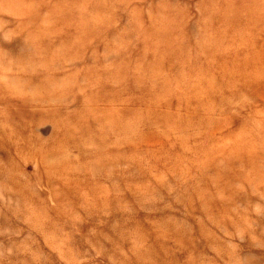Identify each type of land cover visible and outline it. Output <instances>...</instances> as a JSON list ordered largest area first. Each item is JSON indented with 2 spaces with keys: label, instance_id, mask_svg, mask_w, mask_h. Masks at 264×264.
<instances>
[{
  "label": "rangeland",
  "instance_id": "1",
  "mask_svg": "<svg viewBox=\"0 0 264 264\" xmlns=\"http://www.w3.org/2000/svg\"><path fill=\"white\" fill-rule=\"evenodd\" d=\"M0 264H264V0H0Z\"/></svg>",
  "mask_w": 264,
  "mask_h": 264
}]
</instances>
